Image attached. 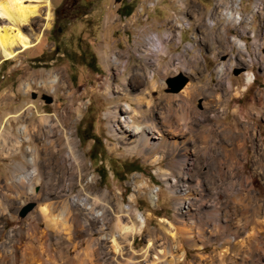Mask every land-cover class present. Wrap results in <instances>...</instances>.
<instances>
[{"label":"rangeland","instance_id":"1","mask_svg":"<svg viewBox=\"0 0 264 264\" xmlns=\"http://www.w3.org/2000/svg\"><path fill=\"white\" fill-rule=\"evenodd\" d=\"M21 1L38 6L37 16L20 26L0 21L35 44L11 60L0 54V256L21 258V264H61L58 250L68 247L72 257L93 248L95 259L106 250L96 244L109 245L105 238L117 234L121 221L138 229L118 237L122 264H164L169 252L185 253L180 264L193 263L200 252L226 264H264V189L254 181L258 195L252 201L223 194L246 173L245 165L237 170L243 160L260 155L256 139L264 134V67L247 69L254 83L246 79L249 74L216 72L226 61L217 47L232 50L227 36L236 34L223 18L237 11L232 0H49V27L43 0ZM235 1H242L239 25H250L238 27L237 36H250L253 58L264 57V0ZM62 6L68 7L66 18L56 14ZM153 37L162 41L160 51L150 47ZM46 72L58 77L53 89L38 86L36 76ZM179 75L187 84L169 92L168 80ZM27 82L31 88L24 90ZM44 95L53 102L46 104ZM125 108L134 125L160 124L163 117L178 124L171 130L179 152L150 158L138 146L133 151L135 139L111 129ZM33 169L29 183L19 179ZM211 185L218 195L214 200L205 198L203 189ZM185 198L202 250L191 249L184 238L193 230L182 214ZM78 199L102 216L88 220ZM50 202L71 210L63 220L52 210L44 219L38 206ZM29 203L35 207L21 219L18 214ZM139 218L145 222L141 229ZM165 220L174 225L176 238L166 232Z\"/></svg>","mask_w":264,"mask_h":264},{"label":"bare ground","instance_id":"2","mask_svg":"<svg viewBox=\"0 0 264 264\" xmlns=\"http://www.w3.org/2000/svg\"><path fill=\"white\" fill-rule=\"evenodd\" d=\"M42 6L46 8V15H45L44 20L46 21V27H49V25L52 23V19H53L52 4H51V2L49 0H43ZM236 12H235V9H233V10H230L228 13H225L227 15L226 16L227 19H235V17H237ZM37 14H38V6H35V5H32V6L24 5L21 0H0V21H1V19L2 20L3 19L4 20H7L12 26L26 25V24H28L32 20V18H34L35 16H37ZM241 21L242 20L239 17V24H241ZM149 44H150V47L153 48V50H156L157 49L158 51H160L161 49H163V43H162V41L158 37H153L152 39H150ZM17 45L20 46L19 50H16L15 49V47ZM34 46H35V44L33 43V41H31L30 38H28L23 33H21L18 29H16V32L14 33V29H12L11 27H3V26H0V54L2 55V57L4 58V60H11L14 57H16L19 52H23V51H25V50H27L29 48L34 47ZM221 71H223V69L220 67L219 70H218V72H221ZM36 77H39L38 79H41L40 82L38 83V86L39 87H42L43 86V87H50V89H53L55 87V85L57 84V82H58L57 75H54V73H51V72L41 73V74L37 75ZM150 78H152V76H150ZM251 79H252V77H248V81H250ZM167 86H168V90H170L171 88L169 87L168 84H167ZM22 88L24 90H29L31 88V83L30 82L24 83L22 85ZM127 107L130 108V106L128 104H127ZM120 112H122V114H123L122 116L120 115L121 118H122L121 119V122L120 123L119 122H114V124L111 125V129H112L113 133L116 134V135L121 134V135H124L125 138H131V137L134 138L135 139L134 140V144L135 145L131 148V149H133V151L138 146L140 148L139 149L140 152L141 153H144L146 155V157H150V158L158 157V156H156L158 153L159 154L160 153L161 154L162 153H166V154H168V153L169 154H176L177 152H179L178 151L179 150V147H178V145L176 143V139H175L176 137H178V135H177L176 132H175L176 133L175 134L171 130V128H173V127L175 129L177 127H179L178 124L174 125L171 120L165 119L167 117H163L162 118L163 121L160 124H158L155 121H151L150 123H146V124L134 125L133 124V120L131 119V117L127 115V113L129 112L128 109H126V108L123 109V110L120 109ZM117 114H118V112L116 111L115 112V115H117ZM19 131H20V133L21 132L23 133L24 132V129L21 128ZM179 133H181V132H179ZM124 136H122V137H124ZM169 139H173L172 142H170ZM225 150H228V148L226 147ZM29 162H30V164H33L34 159L31 157L30 160H29ZM35 175H36L35 174V170L33 169V170H31V171H29V172H27L25 174L20 175L19 176V179L22 180V181H24L25 183H29L30 180ZM30 190H31V188L28 189L29 192H30ZM80 200H81V202H80ZM67 201H68V199H67ZM188 201H189V199L187 200L185 198L180 203L182 204V202H185V203H183V205H181L182 208H183L182 214L184 213L185 216L188 219L191 220V222L193 224L191 227H193V230L192 231L189 230V232L187 231L186 233H184L185 234L184 235V238L187 239L190 242L189 243V246L191 247V249H193V250H202L203 247L200 246V245L198 246L195 243V239H196L195 237L197 236V235H195L196 233H193V232H195L194 231L195 230V227H194V223L195 222H193V220L195 218L192 217V214H190V211H189L190 210V205H189V202ZM75 202H79L80 203V204L78 203L79 204V207H81L83 210H85V211H87V213H89L90 216L87 217L88 220L90 218L100 217L103 214V213H100V212L95 211L94 207L92 206L93 204H87V202H85V199H78ZM57 206H55V204L53 202H50V204H45L44 206H42V205L40 206L39 205L38 206V208H39L38 209V212H39L40 216H43L44 217V216L48 215L51 210L54 211V212L57 211L58 212L57 213L58 215L56 214L55 217L57 216L58 219L63 220V217L66 215V213L68 211L71 210L70 209L71 207L69 208L68 206H62V208H61V207H57ZM52 211H51V213H54ZM79 211H80V209H79ZM247 211H249V210H247ZM84 215H85V213H84ZM209 216H210V214H209ZM44 219H45V217H44ZM140 220H142V219H140ZM165 221H166L165 223H168L167 224L168 227H167L166 232L169 233V234H171L173 237L176 238L177 235H176V233H174V231H176L174 225L169 220H165ZM240 221H241V219H240ZM140 223H142V226L140 227V229H141V228H143L145 226L144 225L145 222H144V220H142ZM262 223H264V220H263ZM199 224H198V226H199ZM63 225H64V223H63ZM215 227H216V225H215ZM116 229L118 231L117 234L116 233H113V234L109 235L108 238H105L104 237L105 240H107V243L109 245H106L105 243H103V245H101L100 242H98L96 244L98 246V249L100 247H104V248H106V250H105L104 253L103 252H97L96 253V251H95V253H96L95 259L92 258L93 253H94V252L92 253L93 248H92V250L86 249L83 252H82V250L81 251H78V252H76V254L73 257L70 255V252L68 250V247L67 248L64 247L65 248L64 250H62V249L59 248L60 250H58V255H59V257L63 258V262L61 264H105L107 260H110L114 264H119L121 261H124L125 258L123 259V248L121 247V245H120V243L118 241V237L121 236V237L125 238L129 234H132V235L133 234H136V232L138 231V229H137V227L134 224H131L129 226L127 224H122L121 221L120 222H117ZM201 230H199V231H201ZM262 233H264V228L262 230ZM38 234H40V233H38ZM47 234H49V233L47 232ZM214 234H215V232H214ZM200 235H201V233H200ZM38 237H39V235H38ZM36 240H37V236H36ZM55 240H57V238H55ZM38 242H39V240H38ZM65 244H66V242H65ZM149 244H150V242H149ZM90 245H89V248H90ZM92 247H93V245H92ZM151 247H152V245H149L145 249V253H147L148 250ZM175 247L177 248V246H175ZM35 252H37V251H35ZM91 253H92V255H91ZM49 255H51V254H49ZM58 255H57V257H58ZM34 256H32V257H34ZM36 257H37V255H36ZM39 257H37V258H39ZM184 257H185V253H181L179 256H176V255H173L172 252H169V258L167 260H165V258H164V260H165V263L164 264H180V262H182L184 260ZM195 258H196V260L194 259L193 260V263H190V264H226L224 262V260H222L223 258H221L219 256L217 258H214V256H212V255L211 256H209L207 254L205 255L204 253H201V252L200 253H197V255L195 256ZM155 259H157V258L154 257V259L152 261H154ZM157 261H159V260H157ZM161 261L163 262V260H161ZM27 262H25V264H32L31 262L30 263L29 262L27 263ZM39 262H41L39 264H53V263H50V262H43V260L42 261H39ZM0 264H21V258L18 260V258H15L14 257V258H11V259L8 260V259H5L4 257L0 256ZM121 264H122V262H121ZM124 264H131V263H128L127 262V263H124ZM136 264H138V263H136ZM153 264H158V262H155ZM159 264H160V262H159ZM233 264H235V263H233Z\"/></svg>","mask_w":264,"mask_h":264},{"label":"built area","instance_id":"3","mask_svg":"<svg viewBox=\"0 0 264 264\" xmlns=\"http://www.w3.org/2000/svg\"><path fill=\"white\" fill-rule=\"evenodd\" d=\"M233 7L237 9V17L235 19H228V26L230 29L234 31L236 29V34H229L227 38L230 39L232 43V50H224L222 48L217 47L216 54L222 55L226 57L225 63H221L218 65V67H221L223 71L229 72L230 74H233V71L238 68H245L244 72H242L239 75L246 76L250 75L252 77L251 81L254 83V75L252 73H249L247 69H252L254 66L257 65H263L264 63V57L261 58H253L251 49H250V36H237V28L238 27H250L249 26H241L239 25V17L242 14L241 13V6L242 1H235L232 0ZM154 6V5H153ZM224 19H227L225 16ZM218 67L216 72H218ZM223 71L218 72L217 74L223 73ZM234 75V74H233ZM236 77V76H235ZM248 77L246 76V79ZM264 134L263 136L259 134V136L256 139V142H258V145H261V153L258 155L255 159H248L243 160L242 164L238 167V169L234 166L231 167L229 170H234L239 168H244L243 165L247 166L246 173L242 171V173L239 175L242 177V180L246 183L247 188L252 187L253 182L255 181L260 185L261 188L264 189ZM251 150V143L248 145V149ZM234 164V163H233ZM231 174V176H233ZM238 177V179H240ZM256 197L258 195V192L255 193Z\"/></svg>","mask_w":264,"mask_h":264},{"label":"crops","instance_id":"4","mask_svg":"<svg viewBox=\"0 0 264 264\" xmlns=\"http://www.w3.org/2000/svg\"><path fill=\"white\" fill-rule=\"evenodd\" d=\"M253 112L254 111H252L251 114H253ZM248 116H251V115L248 114ZM227 185L228 186L225 188L223 194L227 195V197H232L233 200H238L240 198H243L244 200H246V198H249L252 201L256 198L254 187L252 186V187L247 188L246 183L242 180V177H240V179L230 181ZM203 189L205 192V198H209L213 200L218 198L217 193L214 191L215 188L213 185H211V187H205V188L203 187ZM209 189H211L212 192H210Z\"/></svg>","mask_w":264,"mask_h":264},{"label":"water","instance_id":"5","mask_svg":"<svg viewBox=\"0 0 264 264\" xmlns=\"http://www.w3.org/2000/svg\"><path fill=\"white\" fill-rule=\"evenodd\" d=\"M244 68H238V69H235L233 71V74L234 76H237L239 74H241L242 72H244ZM187 78H185V76L183 75H179L175 78H171L168 80L167 84L169 85V87L171 88L169 90V92L171 93H178L180 92L184 87L185 85L187 84ZM43 100L46 104H51L53 102L52 98L47 96V95H44L43 97ZM35 207V204L34 203H29L27 205H25L19 212L18 216L22 219L24 218L29 212H31L33 210V208Z\"/></svg>","mask_w":264,"mask_h":264},{"label":"trees","instance_id":"6","mask_svg":"<svg viewBox=\"0 0 264 264\" xmlns=\"http://www.w3.org/2000/svg\"><path fill=\"white\" fill-rule=\"evenodd\" d=\"M75 8V7H73ZM68 7L66 6H62L60 7V9L56 12L57 16L60 17V18H66L67 17V13H68ZM76 12H78L80 15H83L84 14V11L83 9H80V8H77L76 9Z\"/></svg>","mask_w":264,"mask_h":264}]
</instances>
